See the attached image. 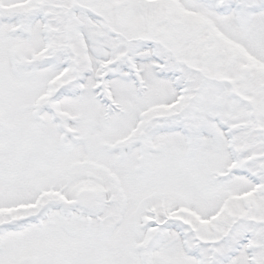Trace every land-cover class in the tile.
Wrapping results in <instances>:
<instances>
[{"label": "snow or ice", "instance_id": "1", "mask_svg": "<svg viewBox=\"0 0 264 264\" xmlns=\"http://www.w3.org/2000/svg\"><path fill=\"white\" fill-rule=\"evenodd\" d=\"M0 264H264V0H0Z\"/></svg>", "mask_w": 264, "mask_h": 264}]
</instances>
